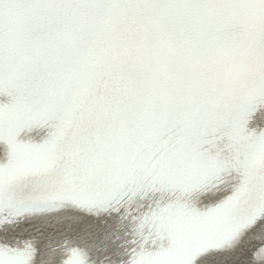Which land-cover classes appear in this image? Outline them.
I'll list each match as a JSON object with an SVG mask.
<instances>
[{"label":"snow or ice","instance_id":"1","mask_svg":"<svg viewBox=\"0 0 264 264\" xmlns=\"http://www.w3.org/2000/svg\"><path fill=\"white\" fill-rule=\"evenodd\" d=\"M0 264H264V0H0Z\"/></svg>","mask_w":264,"mask_h":264}]
</instances>
